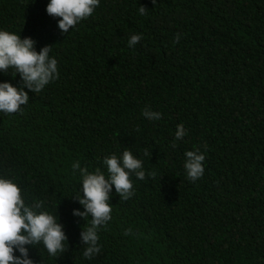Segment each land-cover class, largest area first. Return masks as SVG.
Returning <instances> with one entry per match:
<instances>
[{"label": "trees", "instance_id": "16d2710c", "mask_svg": "<svg viewBox=\"0 0 264 264\" xmlns=\"http://www.w3.org/2000/svg\"><path fill=\"white\" fill-rule=\"evenodd\" d=\"M48 3L0 0V31L37 52L52 46L58 67L40 92L23 89L18 112H0V178L26 206L43 202L36 211L57 215L67 237L55 257L25 245L33 264H264V0H100L68 33ZM5 82L22 87L14 68L0 72ZM124 150L145 179L131 175L127 200L113 187L101 251L87 259L91 216L73 215L84 208L72 165L107 178L104 160ZM196 150L204 173L193 182L185 153Z\"/></svg>", "mask_w": 264, "mask_h": 264}, {"label": "clouds", "instance_id": "9594fccd", "mask_svg": "<svg viewBox=\"0 0 264 264\" xmlns=\"http://www.w3.org/2000/svg\"><path fill=\"white\" fill-rule=\"evenodd\" d=\"M99 4L100 0H49L46 12L49 16L60 18L58 28L63 33H68L82 20L92 16ZM138 11L145 15L148 10L141 6ZM142 39L140 34L132 35L128 46L134 47ZM179 40L178 34L176 42ZM51 49L52 46H45L37 52L32 39H21L20 35L0 31V72L14 68L22 80V87L19 88L7 82L0 83V112H18L21 106L29 102V96L23 90L25 87L31 92H40L58 78L57 60L49 55ZM142 114L153 120L161 116L148 109ZM186 134L183 125H178L175 138L180 140ZM144 155L149 156L150 153L146 151ZM185 156L187 177L195 182L203 176L205 155L196 150L186 152ZM104 164L108 172L107 178L99 170L90 173L87 168H81L79 162L72 165L73 170L78 169L82 177V195L76 200L84 208L83 212L74 210L73 215L82 219L91 216L90 226L81 232V241L87 246L83 256L87 259L101 251L97 233L99 227L111 219L112 205L109 201L113 187L119 197L127 200L133 194L131 175L134 174L139 180H144L146 176L142 160L129 150H124L122 157L112 155L106 158ZM148 175L154 176L153 173ZM42 203L26 206L20 188L11 180L0 178V264H33L25 245L42 243L53 257L67 250V237L57 215L36 211L42 207ZM130 232L129 229L125 234ZM15 251L19 252V257L14 255Z\"/></svg>", "mask_w": 264, "mask_h": 264}]
</instances>
